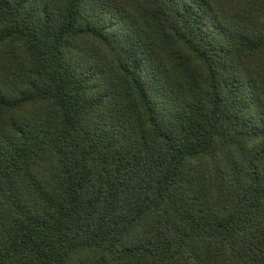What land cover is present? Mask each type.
<instances>
[{
  "label": "trees",
  "instance_id": "16d2710c",
  "mask_svg": "<svg viewBox=\"0 0 264 264\" xmlns=\"http://www.w3.org/2000/svg\"><path fill=\"white\" fill-rule=\"evenodd\" d=\"M0 264H264V0H0Z\"/></svg>",
  "mask_w": 264,
  "mask_h": 264
}]
</instances>
